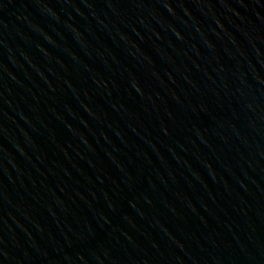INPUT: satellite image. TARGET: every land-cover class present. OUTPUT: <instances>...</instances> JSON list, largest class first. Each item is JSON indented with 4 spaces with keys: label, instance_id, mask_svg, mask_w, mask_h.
I'll return each instance as SVG.
<instances>
[{
    "label": "water",
    "instance_id": "1",
    "mask_svg": "<svg viewBox=\"0 0 264 264\" xmlns=\"http://www.w3.org/2000/svg\"><path fill=\"white\" fill-rule=\"evenodd\" d=\"M0 264H264V0H0Z\"/></svg>",
    "mask_w": 264,
    "mask_h": 264
}]
</instances>
